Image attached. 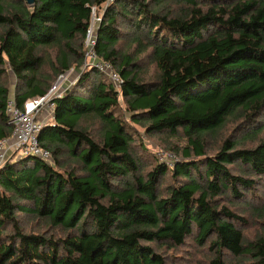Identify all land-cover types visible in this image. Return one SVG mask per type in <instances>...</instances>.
<instances>
[{
	"label": "trees",
	"instance_id": "trees-1",
	"mask_svg": "<svg viewBox=\"0 0 264 264\" xmlns=\"http://www.w3.org/2000/svg\"><path fill=\"white\" fill-rule=\"evenodd\" d=\"M106 2L0 0V140L13 131L6 66L19 106L44 96L81 68L92 9ZM126 43L131 50L121 48ZM54 48L55 56H44ZM96 48L121 74L122 88L96 69H80L54 101L40 142L56 165L61 156L75 162L69 171L16 156L0 168V264H166L153 244L180 247L194 232L202 246L213 238L211 264H227L223 252L264 264V234L246 243L234 224L243 217L220 203L225 193L240 199L256 185L233 174L236 164L264 178V140L240 149L227 138L214 157L204 141L239 110L264 128V0H116L105 9ZM148 52L157 81L141 72L139 57ZM120 97L148 135L187 137L182 161L169 168L157 159L144 172L145 148L119 114ZM89 119L102 125L99 140L85 126ZM168 174L172 183L162 187ZM24 215L63 235L26 232Z\"/></svg>",
	"mask_w": 264,
	"mask_h": 264
},
{
	"label": "rangeland",
	"instance_id": "rangeland-1",
	"mask_svg": "<svg viewBox=\"0 0 264 264\" xmlns=\"http://www.w3.org/2000/svg\"><path fill=\"white\" fill-rule=\"evenodd\" d=\"M103 9L96 11L97 16L103 15ZM1 32V28H0ZM132 49L130 43L121 45L122 49ZM58 51L54 48L52 51L46 50L45 57L55 56ZM141 59V72L146 77L147 81H157L159 79V72L157 70L153 57L148 53L139 57ZM6 67H9L8 65ZM83 64L81 70L83 69ZM79 68L73 67L69 73V80L75 85L80 77ZM84 70V69H83ZM45 72L49 71L48 66L44 69ZM56 79L53 84L57 81ZM3 84L9 85L10 89L16 86V78L14 74H8L3 81ZM51 86V87H52ZM52 111L47 112L43 117V122H52ZM120 116L127 121L132 127V131L136 135L137 144L145 148V151L139 153L141 155L140 162L144 172L148 173L153 170L155 160L166 163L169 168H173L176 161H182L183 150L187 147V137L180 132L176 137H168L165 135H148L144 126L132 123L127 106L122 97H120ZM246 114L249 112L239 110L235 114L228 117L223 127L219 128L212 134L204 136L206 142L205 151L208 157H214L219 152L223 142L230 138L232 141L238 143L240 149H252L264 140V128L258 127L256 122L248 120ZM85 126L88 127L91 135L97 140L103 135L101 123L97 119H89ZM136 144V145H137ZM137 145V147H138ZM172 155V158L169 157ZM67 157V156H65ZM60 157L58 160L59 165L55 164L54 157L52 164L56 170L65 172L69 171L76 164L70 158ZM233 174L240 175L245 178L255 180V187L252 190H241L242 198H234L230 192L225 193L220 199L222 205L228 206L233 212L240 215L244 219V223L235 221L234 224L242 231L245 242H252L257 240L264 234V178L258 177L250 173L240 163L231 167ZM170 174L167 175L162 187L171 184ZM23 227L28 233H41L46 234L48 237L53 236L56 239L61 237L63 233L57 228H51L49 224L41 221L37 217L21 216ZM213 238H210L207 243L202 246L197 241V234H194L186 239L183 246L171 247L164 243L153 244L154 249L161 254L166 264H211L216 254L211 249ZM222 260L227 264H245L247 261L243 258H238L229 252L222 253Z\"/></svg>",
	"mask_w": 264,
	"mask_h": 264
},
{
	"label": "built area",
	"instance_id": "built-area-1",
	"mask_svg": "<svg viewBox=\"0 0 264 264\" xmlns=\"http://www.w3.org/2000/svg\"><path fill=\"white\" fill-rule=\"evenodd\" d=\"M115 1L107 0L103 11L105 12L107 6ZM96 11L97 8L92 9L90 24L85 36L83 69H96L106 77L117 91H120L123 85L121 74L111 62L104 60L98 54L96 48L98 32L103 18V15L97 16ZM69 73L66 72L61 75L44 96L29 99L23 106H19L15 98L8 100L6 114L13 131L11 137L0 140V168L14 156L17 159L35 157L52 164L53 154L44 148L40 142V133L47 124L42 119L44 114L50 111H52V119H54V101L61 98L73 86L69 80ZM169 157L172 158V155Z\"/></svg>",
	"mask_w": 264,
	"mask_h": 264
},
{
	"label": "crops",
	"instance_id": "crops-1",
	"mask_svg": "<svg viewBox=\"0 0 264 264\" xmlns=\"http://www.w3.org/2000/svg\"><path fill=\"white\" fill-rule=\"evenodd\" d=\"M7 71H8L7 73L10 74L12 70L10 69V67H7ZM17 85H18V82H17V79H16V86L13 89H10V98H15ZM45 115H46V113L44 114V116ZM40 119H42V117H40Z\"/></svg>",
	"mask_w": 264,
	"mask_h": 264
},
{
	"label": "water",
	"instance_id": "water-1",
	"mask_svg": "<svg viewBox=\"0 0 264 264\" xmlns=\"http://www.w3.org/2000/svg\"><path fill=\"white\" fill-rule=\"evenodd\" d=\"M29 7H34L36 0H25Z\"/></svg>",
	"mask_w": 264,
	"mask_h": 264
}]
</instances>
